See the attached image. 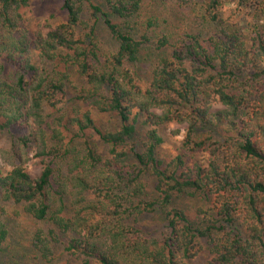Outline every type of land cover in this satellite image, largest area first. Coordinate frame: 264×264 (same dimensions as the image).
<instances>
[{"label":"trees","instance_id":"trees-1","mask_svg":"<svg viewBox=\"0 0 264 264\" xmlns=\"http://www.w3.org/2000/svg\"><path fill=\"white\" fill-rule=\"evenodd\" d=\"M201 3L203 21L216 22L223 0ZM105 4L62 0L66 21L31 34L23 15L30 0H0V132H28L2 151L12 168H0V248L11 203L47 224L33 237L46 262L61 245L83 264H194L206 248L204 264H264V0H240L255 15L249 35L225 29L174 42L155 36L154 20L138 39L114 20L140 14L143 0ZM99 24L118 43L110 57L100 54ZM150 46L159 54L143 87L128 65ZM71 69L81 86L71 85ZM66 98L82 107L63 112ZM215 103L224 109L213 111ZM93 112L114 115L119 128L102 129ZM171 123L187 129L165 165L157 148L161 127ZM199 153L209 156L206 165L196 161ZM33 158L44 167L37 178L25 168ZM186 192L211 202L199 210L200 224L173 205ZM157 212L165 214L162 224L148 231L143 221Z\"/></svg>","mask_w":264,"mask_h":264},{"label":"rangeland","instance_id":"rangeland-1","mask_svg":"<svg viewBox=\"0 0 264 264\" xmlns=\"http://www.w3.org/2000/svg\"><path fill=\"white\" fill-rule=\"evenodd\" d=\"M90 2L102 7L106 10L105 0H89ZM202 0H196L195 4L186 6H179L173 0H143L142 10L140 14L131 18L128 21L114 18L125 31L130 33L134 38L138 39L145 28L148 20H154L156 29L155 36H162L168 34L172 41L186 35H201L202 37H209L212 34L221 30H235L243 29L247 35L250 34L251 25L256 22L253 10L240 7V0H223V5L219 12V18L216 22H205L201 15L203 14ZM24 23L31 34L39 31L46 33L48 30L66 21V14L62 10V0H30V5L23 10ZM85 19H89L90 13H85ZM97 40L100 47V54L102 56L110 57L118 50V43L113 39L109 31L102 25H98ZM158 52L155 48L149 47L142 59L134 65H128L136 75L138 83L146 87L151 76V71L155 66ZM71 72V85L73 87L81 86V81L76 76L73 69ZM81 108L82 106L70 102L68 98L64 100L58 109L67 112L70 115L73 110ZM214 110L218 111L224 107L218 103L214 104ZM47 114L53 118L57 115L55 110H48ZM95 122L102 129L116 130L120 124L117 118L112 114H99L93 112ZM221 124L216 126L219 129ZM186 124L171 123L161 127L160 134L164 139V143L157 148V157L162 160L165 165H168L179 153L181 144L185 137ZM28 133L25 130L13 129L8 132H0V168L3 172L11 170L12 166L7 162L3 156L2 151H12L13 140L15 137ZM91 142L92 146H97L99 152L104 153L105 148L97 137L85 138ZM145 141V129H139L136 142L139 146ZM79 143H84L78 140ZM209 156L207 154H196L195 159L202 165H206ZM27 172L33 177L37 178L43 171V164L39 159H31L25 166ZM150 186L153 180L147 181ZM149 186V189L151 187ZM174 206L183 209L192 218L195 223L202 221V214L199 210L203 209L209 211L211 202L203 195H192L190 192L182 193L175 196ZM6 206V213L2 219L6 223L9 231L8 240L2 244L0 248V264H83V258L79 255L71 256L68 254L63 246L59 245L55 249V255L51 262L44 261L38 251L33 246V237L39 229H45L46 223L39 222L26 214L22 205H15L8 203ZM165 217L164 213L157 212L143 221L148 231L158 228L162 224ZM211 258L210 250L206 248L200 253L194 264H204ZM92 264H96L93 262Z\"/></svg>","mask_w":264,"mask_h":264}]
</instances>
